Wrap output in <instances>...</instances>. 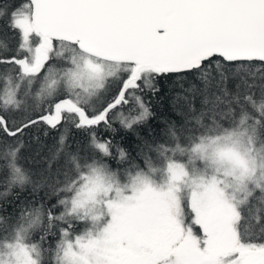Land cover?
Listing matches in <instances>:
<instances>
[{
    "label": "snow or ice",
    "instance_id": "1",
    "mask_svg": "<svg viewBox=\"0 0 264 264\" xmlns=\"http://www.w3.org/2000/svg\"><path fill=\"white\" fill-rule=\"evenodd\" d=\"M5 17L0 264H264V0H20ZM162 81L183 101L166 140L149 129L132 156L98 135L146 124L137 93ZM40 125L60 135L33 172Z\"/></svg>",
    "mask_w": 264,
    "mask_h": 264
},
{
    "label": "trees",
    "instance_id": "2",
    "mask_svg": "<svg viewBox=\"0 0 264 264\" xmlns=\"http://www.w3.org/2000/svg\"><path fill=\"white\" fill-rule=\"evenodd\" d=\"M19 2L20 0H0V6ZM5 19L6 17L0 19V26H3ZM162 85L164 87V91L158 96H153L147 90H145L143 93H137L138 95H142L143 99L148 102L150 109L154 113V116L150 117L146 124L137 125L134 126L132 130H128L122 128L119 122L115 121L113 124V127L115 128L114 132H108L101 128L97 130L98 135L105 139L111 136L113 138V143L119 144L121 147H124L126 150L130 151L132 156H136V153L139 151L137 145L140 143L141 138L149 132V129L155 130L158 142H163V140H166L165 121L169 117H171L173 120L178 119L174 109L182 106L183 101L173 99V92L168 91V85L166 82L162 81ZM28 103H33L31 98H29ZM128 107H131V104L125 106L123 109L125 113H127ZM45 132H47V135H45ZM59 135V131L46 129L43 125H40L37 128L29 129L23 137L26 148L22 150V155L29 157V162L25 164V167L30 168L33 172H39L47 168L48 164L46 162V158L49 157L51 152L54 151L58 146L57 140ZM84 142L85 136L82 133L76 132L75 130L71 132L68 143L72 144L74 149L76 148L77 144L82 145ZM33 157L36 160L35 164L31 163V159ZM60 160H63L62 156L60 157ZM137 162L142 163L140 160ZM55 167L56 165L54 164L53 171H55ZM5 176L6 172L0 171V193H3L7 190L4 183ZM45 190L46 189L41 190V195ZM16 191V189H13V191L10 192L7 197H0V203L14 200ZM38 200L39 197H37V201ZM52 202H54V200ZM8 210L11 211V208Z\"/></svg>",
    "mask_w": 264,
    "mask_h": 264
}]
</instances>
